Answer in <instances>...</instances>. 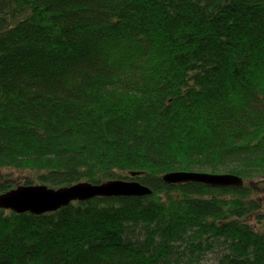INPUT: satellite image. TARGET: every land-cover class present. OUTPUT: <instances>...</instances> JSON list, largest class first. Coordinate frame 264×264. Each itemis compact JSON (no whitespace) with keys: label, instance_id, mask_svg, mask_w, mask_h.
Instances as JSON below:
<instances>
[{"label":"trees","instance_id":"1","mask_svg":"<svg viewBox=\"0 0 264 264\" xmlns=\"http://www.w3.org/2000/svg\"><path fill=\"white\" fill-rule=\"evenodd\" d=\"M111 180L0 209V264H264V0H0V195Z\"/></svg>","mask_w":264,"mask_h":264},{"label":"water","instance_id":"2","mask_svg":"<svg viewBox=\"0 0 264 264\" xmlns=\"http://www.w3.org/2000/svg\"><path fill=\"white\" fill-rule=\"evenodd\" d=\"M141 172L130 173L131 177ZM167 184L200 183L213 188H240L241 177L229 174L204 172H171L164 175ZM152 195L149 188L137 181L111 180L102 184L82 182L71 187L50 189L43 185L18 186L0 195V209L17 214L42 215L68 207L74 202H86L95 198L142 197Z\"/></svg>","mask_w":264,"mask_h":264},{"label":"rangeland","instance_id":"3","mask_svg":"<svg viewBox=\"0 0 264 264\" xmlns=\"http://www.w3.org/2000/svg\"><path fill=\"white\" fill-rule=\"evenodd\" d=\"M1 173L4 174V173H6V171L3 170V171H1ZM14 175H15L14 176L15 178L19 177L18 173H14ZM213 258H214V254H210L206 260L207 264H214L215 261L213 260Z\"/></svg>","mask_w":264,"mask_h":264}]
</instances>
